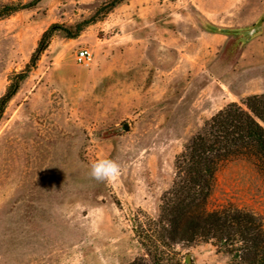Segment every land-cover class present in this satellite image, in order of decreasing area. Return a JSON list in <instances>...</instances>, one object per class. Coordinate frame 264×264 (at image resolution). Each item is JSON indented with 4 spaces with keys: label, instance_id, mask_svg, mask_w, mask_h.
<instances>
[{
    "label": "rangeland",
    "instance_id": "rangeland-1",
    "mask_svg": "<svg viewBox=\"0 0 264 264\" xmlns=\"http://www.w3.org/2000/svg\"><path fill=\"white\" fill-rule=\"evenodd\" d=\"M108 1L41 0L0 19V97L59 27L0 120V264H152L136 232L158 222L177 156L219 110L264 94V0H126L104 14ZM101 159L120 165L115 179L92 178ZM229 206L264 226L252 160L217 170L204 207ZM173 250V264L230 261L212 242Z\"/></svg>",
    "mask_w": 264,
    "mask_h": 264
},
{
    "label": "trees",
    "instance_id": "trees-1",
    "mask_svg": "<svg viewBox=\"0 0 264 264\" xmlns=\"http://www.w3.org/2000/svg\"><path fill=\"white\" fill-rule=\"evenodd\" d=\"M40 1L3 6L0 19L33 9ZM124 1L109 0L102 13ZM58 28L52 25L42 34L30 63L9 79L0 97V120ZM76 29L69 37H76L81 26ZM237 158L252 160L264 174V94L247 97L243 106L231 103L219 110L177 156L175 182L164 197L158 222L149 230L136 232L152 264H173V245L197 241L212 242L219 252L230 257L229 264H264V226L253 214L230 206L214 212L204 207L219 167Z\"/></svg>",
    "mask_w": 264,
    "mask_h": 264
},
{
    "label": "clouds",
    "instance_id": "clouds-1",
    "mask_svg": "<svg viewBox=\"0 0 264 264\" xmlns=\"http://www.w3.org/2000/svg\"><path fill=\"white\" fill-rule=\"evenodd\" d=\"M120 174V165L111 159H101L92 164L91 173L97 181L115 179Z\"/></svg>",
    "mask_w": 264,
    "mask_h": 264
},
{
    "label": "built area",
    "instance_id": "built-area-1",
    "mask_svg": "<svg viewBox=\"0 0 264 264\" xmlns=\"http://www.w3.org/2000/svg\"><path fill=\"white\" fill-rule=\"evenodd\" d=\"M75 60L79 65L87 66L92 60V54L87 48H82L76 52Z\"/></svg>",
    "mask_w": 264,
    "mask_h": 264
},
{
    "label": "crops",
    "instance_id": "crops-1",
    "mask_svg": "<svg viewBox=\"0 0 264 264\" xmlns=\"http://www.w3.org/2000/svg\"><path fill=\"white\" fill-rule=\"evenodd\" d=\"M258 40H259V39H258ZM258 40H256V41H255V42H256V44H254L255 42H254L253 44L257 46V44H258V42H257V41H258ZM251 43H252V42H251ZM251 43H250V44H251ZM250 44H249V45H247V47H248V48H249ZM247 47H246V50H247ZM263 59H264V58H263Z\"/></svg>",
    "mask_w": 264,
    "mask_h": 264
}]
</instances>
